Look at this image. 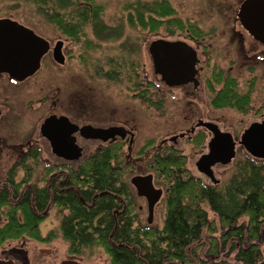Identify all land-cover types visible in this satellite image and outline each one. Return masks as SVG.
Here are the masks:
<instances>
[{
	"label": "rangeland",
	"instance_id": "rangeland-1",
	"mask_svg": "<svg viewBox=\"0 0 264 264\" xmlns=\"http://www.w3.org/2000/svg\"><path fill=\"white\" fill-rule=\"evenodd\" d=\"M72 1L73 7L62 13L73 20L77 16L76 9L83 3ZM156 1L163 0H96L95 3L103 7V22L111 28L122 29L121 38L99 41L90 24L84 28L85 35L70 38L48 22L43 12L29 0H0V19H11L31 28L53 46L59 40L64 41L67 58L66 64L60 67L46 57L37 75L25 83L12 86L8 81H0V183L14 165L25 160L23 166L17 167L16 181L26 180V186L45 185L49 168L61 165L49 142L41 136L40 126L50 115H63L81 127L123 126L134 134L131 151L128 150V139L124 142L120 160L128 165L124 173L126 180L136 175H156L155 184L164 191L155 210L152 227L156 229L164 226L169 184L152 167L155 157L167 154L165 146L178 150L187 158L189 175L211 184L210 179L196 168V162L208 152L211 134L201 129L208 138L200 144L192 140L201 130L176 142L169 139L187 133L202 119L217 124L239 141L252 123L264 121V46L242 27L237 17L244 0H166L176 11L175 16L196 25L204 32L203 37H194L189 28L172 32L165 26L156 31L132 26L130 16L135 19V7L150 6ZM159 39L183 41L197 50L200 61L197 65L198 88L192 84L172 88L156 80L149 46ZM88 40L92 43L88 44ZM216 69H222L225 76L236 79L240 94L251 90L247 112L212 106L215 93L209 82H213L212 73ZM251 85L253 88L250 89ZM219 88L215 87L216 90ZM77 137L78 144L84 148L82 160L106 146L100 141ZM166 139L169 142L161 147V142ZM149 143L153 146L140 155L141 149ZM34 152L39 155L37 159L29 157ZM237 152V155L247 154L240 146ZM76 167L74 165V169ZM231 167L216 166V178L220 182L226 181L232 173ZM138 202L143 204V201ZM205 209L210 220L219 225L217 216L208 206ZM247 221L243 217L237 225H246ZM59 222L60 214L53 210L41 226L42 234L55 230ZM220 235L221 232L214 236L220 238ZM203 236V246L197 249V262H202L204 259L199 257L206 255V264H239L234 260L235 253L228 249L221 250L219 257L210 255L209 235L205 232ZM256 243L264 259L263 234ZM13 245L2 246L0 258L6 256L3 250ZM27 247L30 264H38L37 258L48 264H60L67 258L69 250L68 243L61 239L43 246L50 250L45 256L39 253L36 243L31 242ZM82 252L79 256L82 264H111L109 255L101 247L84 248Z\"/></svg>",
	"mask_w": 264,
	"mask_h": 264
},
{
	"label": "trees",
	"instance_id": "trees-1",
	"mask_svg": "<svg viewBox=\"0 0 264 264\" xmlns=\"http://www.w3.org/2000/svg\"><path fill=\"white\" fill-rule=\"evenodd\" d=\"M29 1L43 12L48 22L70 38L78 39L85 35L84 28L89 24L99 41L117 40L122 36V29L111 28L103 22V7L98 6L96 0H79L78 3L83 5L76 9L77 16L73 20L62 13L73 7L72 0ZM135 13V19L130 16L132 26L138 25L152 31L165 26L172 32L189 28L195 37L205 35L196 25L177 18L176 11L166 0L146 7L139 5L135 7ZM75 20L77 22H73ZM87 43L92 42L88 40ZM226 76L222 69L212 73L213 82H209V87L215 93L212 106L215 109L231 108L247 112L251 90L240 94L236 79L231 75ZM216 86L220 88L216 90ZM207 138L206 133L201 132L192 141L200 144ZM152 146L153 143L147 144L139 154H145ZM123 148L124 144L120 142L101 146L95 154L81 162L77 174L71 173L76 191L58 201L69 210L60 230L69 245L70 254L80 256L84 248L101 247L109 255L111 264H196L197 249L203 246L206 232L211 245L208 250L210 254L220 256L221 250L228 249V252L236 253L234 260L239 264H257L256 260L262 258L256 242L264 235V160L248 153H239L230 164L232 173L226 181L216 185L211 181V184H205L201 179L189 175L184 155L165 146L167 154L155 157L152 167L169 184L164 226L161 229H133L130 219H122L115 229L114 199L105 194L94 203L93 198L96 194L104 195V192L120 189L119 183L128 167L120 160ZM38 156L37 152L29 155L33 159ZM24 162H19L9 171L15 172ZM69 170L73 171L71 167ZM26 197L18 207L9 211L10 194H0V208L9 207L5 213L9 222L0 228V248L21 235L44 241L38 226L42 220L35 217L32 209V195L27 193ZM48 201L46 191L39 190L35 201L39 212L46 209ZM206 206L217 216L219 225L210 220ZM243 217L248 219L246 225H237ZM219 232L220 238L214 236ZM199 258L204 259L200 264H206V255Z\"/></svg>",
	"mask_w": 264,
	"mask_h": 264
},
{
	"label": "water",
	"instance_id": "water-1",
	"mask_svg": "<svg viewBox=\"0 0 264 264\" xmlns=\"http://www.w3.org/2000/svg\"><path fill=\"white\" fill-rule=\"evenodd\" d=\"M238 17L243 28L264 45V0H245L240 7ZM63 45L64 43L59 41L52 50L54 61L60 65L66 63ZM50 49V43L32 29L11 19H0V74L7 73L16 81H25L40 70L42 59ZM149 53L158 82L170 87H180L190 83H193L195 88L199 87L198 54L186 42L159 39L150 44ZM197 127H204L213 136L208 142V153L199 158L196 168L215 185L220 181L215 176L214 168L217 165L228 166L233 163L239 146L252 157L264 160V121L252 123L244 130L239 141H236L232 133L222 131L213 122L201 120ZM40 132L50 143L53 154L69 161H78L83 157L84 148L78 144L75 136L77 133L85 140L103 143L115 141L117 137L126 139L128 135L131 136L130 146L134 141V134L124 127L99 128L92 125L80 127L72 123L68 117L56 115L44 120ZM185 135L183 133L174 136L169 141L176 142ZM133 184L139 196H144L149 201V222L152 223L154 208L162 199L163 191L154 187L151 175L137 176L133 179ZM0 264H15V262L0 260ZM62 264L81 263L71 260Z\"/></svg>",
	"mask_w": 264,
	"mask_h": 264
},
{
	"label": "flooded vegetation",
	"instance_id": "flooded-vegetation-1",
	"mask_svg": "<svg viewBox=\"0 0 264 264\" xmlns=\"http://www.w3.org/2000/svg\"><path fill=\"white\" fill-rule=\"evenodd\" d=\"M243 2L240 4V7L243 4ZM239 11H240V8H239ZM238 14H239V12H238ZM238 14H237V17H238ZM238 19H239V17H238ZM239 21H240V19H239ZM37 35H39V34H37ZM39 36L42 37L41 35H39ZM42 38H44V37H42ZM59 41H62V40H59ZM59 41H57V42H59ZM48 42L50 43L51 49L43 57L42 62H41V68L43 66V62H44V59L46 57L47 58L49 57V58H51L54 61L53 55H52L53 54L52 50H53V48H54V46L56 44L53 46L50 41H48ZM62 42L64 43V41H62ZM64 45H63V53H64ZM195 51L197 52V50H195ZM197 54H198V52H197ZM64 55H65V53H64ZM65 57H66V55H65ZM66 61H67V58H66ZM199 62L200 61H199V58H198V64H199ZM54 63L56 65L60 66V67L64 66L66 64L65 63L64 65H60V64L56 63L55 61H54ZM41 68H40V70H41ZM37 73H35L34 75H32L31 77H29L28 79H26L25 81H22V82L14 80L7 73H2V74H0V81H4L5 80V81H8L12 86H16V85L25 83L27 80H29L32 77H34L35 75H37ZM198 76H199V71H198ZM191 84L194 86L193 83H190L188 85H191ZM188 85H184V86H188ZM180 87H183V86H180ZM172 88H179V87H172ZM1 114L2 113H0V116H1ZM56 116H58V115H56ZM201 120L202 119L198 120L196 122V124L187 133H185L186 134L185 137L189 133L190 134H195L197 130H201V129H204L205 131L209 132L204 127H197L198 122L201 121ZM202 121H204V120H202ZM204 122H209V121H204ZM110 127H123V126H110ZM99 128H101V127H99ZM104 128H109V127H104ZM125 129H127V128H125ZM193 129H194V132H192ZM201 132H204V131L201 130L199 133H201ZM40 134H41V132H40ZM75 136L77 138V141H78V137L77 136L81 137V135L79 133L75 134ZM212 136L213 135L211 134L210 139L212 138ZM82 139H84V138H82ZM210 139H209V141H210ZM45 140H47V139H45ZM127 140H128V150L130 152L131 148H132V145H133L132 144L131 147H130V141H131V136L130 135H128L126 137V139H121L120 137H117V139L115 141H109L107 143H103L101 141L100 142L102 144H106V145H111V144H115V143H119V142L122 143V144H125L124 142H126ZM166 140H168V139H166ZM164 141L165 140H163L161 142V147H164L169 142V141H167V142H164ZM133 143H134V141H133ZM207 148H208V144H207ZM51 150H52V148H51ZM83 157H84V152H83ZM56 158L58 159V161H60V165L61 166L60 167L59 166H54L52 168H49V170L46 172V178H44V181H45L44 184L45 185H42V186H38V185H30L29 186L28 185V186H26V184H28L27 181H25V180H22L20 182L16 181L17 170L15 172H13V173L11 171H8L4 181L0 183V194H3L4 192H8V194H10V196H11V199H10L11 200V207H10L9 211H11L13 208L18 207V205L21 204V201H23V200H25L27 198L26 197L27 193H30V195H32V197H31L32 209H33V211L35 213V217L37 219H39V220H42L38 224V226H39V230H40V234H41V239L44 240V241H39V240L30 238V237H27L25 235H21L18 239L7 241L6 243H12L14 245L10 249H7V250L4 249L3 250V252L5 253L6 256L4 258H0V260H12V261L15 262V264H30L29 252L26 251V248H28L27 246L29 244H31V242L36 243L39 246V249H38L39 253L42 256H45L46 254H49L50 250L48 248H46V247H43V246H47V245L51 244L52 242H54L55 240H58V239L64 240L63 234H62L60 228H61V224H62L63 218H64V216L69 214V210H68V208H65V206H63V204L58 202V201L60 200L61 197L65 198L67 195H69L73 191H76V189L74 188V181L73 182L71 181V173L73 172L74 175L77 174L78 167L81 165V162L84 159L82 160V158H81L78 161H69V160L63 159V158L58 157V156H56ZM74 165H77V167L75 169H74ZM70 167L73 169V171L69 170ZM150 175L152 176V182H153L154 187L156 189H160L155 184V182H156V175L155 174L136 175L131 180H126L125 179V174H123V179H122V181H120L119 186H118V188H120L119 190L117 189V190H115L113 192H109V193L108 192L107 193L104 192V195H101L102 193H100V194H96L94 196V198H93L94 203H95V201H96V199L98 197L105 196V194L107 196L108 195L111 196L114 199L115 207L113 209V217L115 218V222H116V228L115 229H117L119 227V224L122 221V219H126L127 221L130 219V221H131L130 224L133 225V229L134 228H140V227H152L153 226L154 221H155V210H156L157 205L160 202L157 203V205L154 208L153 222L150 223L149 222V219H150L149 201H148V199L146 197L139 196L137 188L133 184V179L135 177H137V176L138 177L139 176L140 177H146V176H150ZM202 175H204V174H202ZM12 180H14V181H12ZM40 183L43 184V180L42 181L40 180ZM20 184H22V186L21 187H17V185H20ZM17 188H18L19 192H18ZM39 190L40 191L41 190L46 191V195H47L48 200H49L48 204L46 206V209L44 211H42V212L38 211V207L35 204V201H36V198H37V192ZM161 190L163 191V189H161ZM163 195H164V191H163ZM138 201H143V204L139 205ZM7 208L9 209V207H7V206L3 207V208H0V228L6 226L7 223L9 222L8 217L5 214L8 211ZM53 210L54 211L57 210L58 214H60L59 225L57 226V228L55 230L49 231V232H47V234L43 235L41 226L50 217V214H51V212ZM260 254L262 255L263 253L260 251ZM210 255H213L214 258L215 257H219V256H216L214 254H210ZM235 257H236V253H235ZM261 257H263V255ZM79 258H80L79 255L70 254L69 251H68L67 258L65 260L61 261L60 264H62L64 261H71V260H76V261H78V262H80L82 264V262H81V260ZM25 259L27 260L26 262H24ZM35 260L37 261L38 264H48L45 261H42L40 259L38 260V258L35 259ZM201 261H204V260H201ZM39 262H41V263H39ZM200 263H201L200 261L196 262V264H200ZM256 263L257 264H264V259L260 258L258 261L256 260Z\"/></svg>",
	"mask_w": 264,
	"mask_h": 264
}]
</instances>
